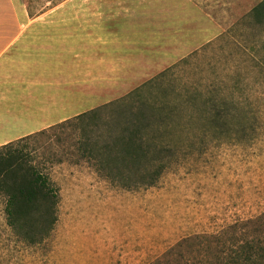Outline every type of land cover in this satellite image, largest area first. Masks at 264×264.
Returning a JSON list of instances; mask_svg holds the SVG:
<instances>
[{
  "label": "rangeland",
  "instance_id": "rangeland-1",
  "mask_svg": "<svg viewBox=\"0 0 264 264\" xmlns=\"http://www.w3.org/2000/svg\"><path fill=\"white\" fill-rule=\"evenodd\" d=\"M5 1L7 14L36 16L62 14L69 0ZM192 1L225 37L180 76L208 83L241 68L234 97L243 112L221 108L218 125L193 128L156 186L138 191L111 185L71 157L72 128L33 135L18 151L58 190V223L30 247L7 225L0 195V264H264V28L243 22L262 0Z\"/></svg>",
  "mask_w": 264,
  "mask_h": 264
},
{
  "label": "crops",
  "instance_id": "crops-1",
  "mask_svg": "<svg viewBox=\"0 0 264 264\" xmlns=\"http://www.w3.org/2000/svg\"><path fill=\"white\" fill-rule=\"evenodd\" d=\"M3 3L0 148L123 98L223 32L192 0H69L36 16Z\"/></svg>",
  "mask_w": 264,
  "mask_h": 264
},
{
  "label": "trees",
  "instance_id": "trees-1",
  "mask_svg": "<svg viewBox=\"0 0 264 264\" xmlns=\"http://www.w3.org/2000/svg\"><path fill=\"white\" fill-rule=\"evenodd\" d=\"M243 22L247 27L264 28V0L250 10ZM214 42L123 98L49 130L72 128L68 141L69 148L75 151L69 155L88 163L111 185L126 191L155 187L178 160L177 151L183 141H190L193 128L218 125L222 117L217 111L221 108L231 106L243 112L236 100L239 98L234 97L241 92V68L214 73L208 83L183 81L180 76L185 65L213 47ZM221 92L226 97L216 95ZM226 119L238 116L228 113ZM31 138L0 148V195L6 198L7 225L22 243L36 247L50 237L58 223L60 197L49 175L18 151V146ZM161 262L158 258L151 264Z\"/></svg>",
  "mask_w": 264,
  "mask_h": 264
}]
</instances>
